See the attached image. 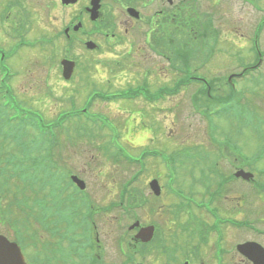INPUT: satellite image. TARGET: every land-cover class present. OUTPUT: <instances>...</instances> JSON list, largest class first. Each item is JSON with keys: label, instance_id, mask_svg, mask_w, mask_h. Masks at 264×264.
<instances>
[{"label": "rangeland", "instance_id": "1", "mask_svg": "<svg viewBox=\"0 0 264 264\" xmlns=\"http://www.w3.org/2000/svg\"><path fill=\"white\" fill-rule=\"evenodd\" d=\"M83 1L86 0H80L76 5L60 9L61 6H64L62 5L61 0H0V51H6L7 54L16 53L14 57L8 61V63L13 66L16 72H19L18 78L15 77L12 80L16 88L14 89L13 95L6 96V99L11 103L14 109H17V116L10 117L8 114H5L0 110V123L2 124V130L0 131V162L5 164H15L18 159L13 154L17 153L19 150H25L26 153L29 154L30 159V150H38V148L42 146V143L46 142V138L44 136L48 137L47 139L56 138V142L59 143V146L56 147V150H54V154H56L60 164L66 169L68 164V169L77 173L81 172L88 180L90 188L96 191V194L98 195L95 198L96 201H98L99 204H102L107 201L109 195L110 201L117 199V185L119 187L120 181L123 180V175L125 173L126 175L130 174L132 172V168L125 166L121 169L120 167L115 168L118 166L116 163L113 164L111 162L112 164H110L109 162L101 159L103 157H97L96 155H99L97 147H101L100 145L97 146V144H104V142L107 141H109V143L116 142L120 144V140L117 135H119V132L125 127L126 130L124 131V138L128 139V141H134L135 135L138 131L145 129H141L140 125H137L138 123L133 124L132 121L130 122V125L126 124V119L123 117H126L125 108L131 109L132 111L135 110V112L139 109L149 111L146 113L141 126H156V145H153L152 147L153 149H156L157 152L162 151L165 154L164 156H169L170 146L179 144L182 139H184L183 143L186 146H188L187 139H190L192 146L202 144L199 148L205 150H209L213 147L208 139L206 129L201 128V125L198 123L199 117L191 112H189V118L193 120L196 126H193L192 128L189 127V120H185L184 118L185 116H188L187 111L190 109L186 103L176 109L172 103L160 102L158 105L163 107V109L158 110H156L155 105L153 107L143 104L141 101L134 103L118 102L98 104L97 107L101 109L100 111H104L112 118H108L105 114H97L96 110H89V112L82 113L81 116H75L74 113H63L64 110L71 111L74 108L72 107V104L74 103H70V99L67 100V98L61 99L53 97L50 92L45 90L43 86V78L45 77L47 67L45 65L51 61V56L53 54L52 50L57 53L55 57L57 58L59 53L67 48L66 40L60 38L57 33L61 29L65 28L67 25L66 23H68L70 19H73V15L77 14L76 11L79 6L84 4ZM24 4L25 6H23ZM58 6H60V8ZM107 8L108 9H103V16L105 14L115 13L119 20L121 13H118L119 10L117 5L112 9L109 7ZM22 9H25L26 15H24L22 18L23 20L18 25L15 24L14 27L16 29L15 36L23 33V35L20 36L23 41H21L20 38L18 40H9L5 37L6 34L3 29V20L5 18H14L21 15L23 12ZM153 9L154 7L146 10V12H152ZM141 10L143 9L141 8ZM236 10L237 7L235 5L227 3L225 6L224 12L229 18H224L219 22L222 30V39L220 41V45L214 53V58L206 65V67L203 68V72L208 75L214 73L229 74L238 67L239 62L248 60V64L252 61L249 42L250 38H252V29L255 22L251 20L249 14L245 15V12L241 14L244 18L238 19L241 21H236L234 18H231L230 15L234 16L237 14ZM212 12L217 13L215 10ZM201 13H203V11H201ZM236 17L238 16L236 15ZM160 29L161 25L159 27V30ZM161 38L166 41L169 39V35L161 33ZM100 39L103 44L106 43V41L101 37ZM133 41L136 44L135 49H137L140 45H145L143 43L145 39L139 35V32L136 34V37H133ZM152 41L158 42L157 36L153 37ZM261 44H263L264 47V33ZM122 47H124V45ZM177 47L179 49L181 48L179 43H177ZM196 50L199 52L203 49L196 47ZM70 51H72L73 57L78 56L80 58L79 63L87 62L88 58L95 60L94 63L97 62V60H101L98 67L92 64L89 66L87 72L76 73L75 77H77L80 80V83L83 84L82 86H84L85 91H79L76 98L78 103L75 108L85 106L88 100L86 95L90 93L92 88H95L94 83H96V81L91 76V71H93L94 68L99 69L98 77L101 82L104 81L107 76V83L105 85L99 84V86L100 88L105 86L106 90L104 92L108 93H112V91H114L113 93L121 94L123 90H120L119 88H123L128 84L134 85L136 82L141 80V73L144 66H153L156 70V73L153 75L154 79H150V83L154 86L157 84L154 81L158 79V81H160L159 83L172 82L170 87H173L175 86V82H177V80L188 76V71L186 70L185 76H178L171 81L172 78L167 75L168 71L166 70V64L162 60L156 58L148 59L146 55H144L145 53H141L137 50L135 51L133 59H130L128 55H120L117 60H109L106 54H97V52L81 54V49H79L78 45H74L72 48L70 46L68 52ZM199 62L200 61H198V63ZM116 73H119V75H116ZM254 73L255 74L253 76H247L246 79L238 80L237 89H241L242 91L243 104L247 103L251 109L258 111V119L260 116L264 117V65L260 69L254 70ZM171 76L174 77V75ZM57 77H59L58 74L55 75L54 80ZM60 79L61 76L59 80ZM117 79L119 80L115 84ZM90 83L91 85L89 86ZM72 85L73 84H69V86ZM54 86L55 92L58 95V91H60L65 97H68L71 93L68 88L69 86H65L63 81H58ZM117 88L118 90H116ZM225 88L228 90V87ZM132 90L133 89H128L127 91ZM151 90H153V87H151ZM126 94L129 93L126 92ZM154 94L151 95V97H153ZM158 97L163 98L161 96V91L159 90ZM117 98L123 99L122 96H118ZM195 109L199 112L198 108ZM139 115L141 117V114L138 112L136 114L137 119L135 122L140 120V118H138ZM22 117L29 118L33 124L38 123L40 128H44V130L48 131V135H44L42 131H38L34 127H31L32 129L26 131L25 134V132L21 130L18 120ZM127 119L132 120L131 118ZM235 120L236 118L233 115L227 116L223 121L219 120V128L216 133L218 137L223 138L224 136H231L234 138L235 142L239 144L241 152H245L246 154H253L257 152L260 156H264V146L262 144V140H264V138L260 137H264V124L258 123V131L256 132L252 130L251 125L243 127L240 124H237ZM101 124H103L104 127L102 129L107 130L105 133L109 132L110 134V130L115 132L112 133V135H109V137H107V134H94L96 136H93L91 133L76 132L79 131L80 128L86 126H97ZM67 131H71L72 133L74 132V139L77 144L79 143V147H75L71 144L75 142L74 139L70 141L66 138L68 136L66 135ZM148 133L146 134L145 132L142 134L141 143L148 144L150 142V137H153V134L148 135ZM129 144L132 147H135L132 142ZM64 146L73 147V150L66 155V152L62 151ZM76 149L81 152H77ZM132 150L136 151L139 149L136 148ZM21 153L24 154V151H21ZM102 154L105 157L107 156L106 152H103ZM65 156H67V161L64 160ZM210 156L214 157L215 154L211 152ZM210 156L208 158L209 162L212 161ZM236 158H239V156L236 155ZM28 162L29 161L26 163ZM224 166H226L225 163ZM151 167L153 173L158 172V162L152 160ZM260 167H264V164H260ZM114 170L120 173V176L119 174H114ZM112 175L116 176V182L112 180ZM143 178L141 179L142 181L138 182L136 188H144L148 192L146 183L149 179L145 181ZM18 184H20L19 180H15L14 185H12V189L5 190L7 194L10 193L13 195L15 193L17 195L14 197V201L18 199V201L23 202L27 201V199L24 200L26 196L32 198L35 197L34 192L31 190L22 191L20 189L21 185L17 187ZM107 188H109L108 191L106 190ZM6 193L1 194L0 191V232L8 233L9 235L13 234L14 237H16L15 234L17 232L14 233L12 226H10L8 221H6L9 218L8 213H12L13 211L15 217L20 220L19 226L26 236L33 231L37 232V235L39 236L41 235L46 237V233L43 228L40 227V224L38 222H34L32 220L33 218L31 219V216H25L20 213L16 209V206L15 208H11V211L6 213L2 211L5 205L9 203L5 198ZM150 209L151 208L147 207V211L143 215H146ZM34 212H36V210H33V213ZM25 217H29L28 221ZM11 218L13 217H10L9 219ZM23 218H25V224L24 222H21ZM109 218L110 221H112L111 224H109V228L111 225L114 227V223H116L117 218H114L113 216H110ZM154 220L156 221L157 218ZM106 231H108V229H106ZM19 235H22L21 231ZM251 235L252 234H250V236ZM244 237H248V235L244 233ZM262 241L264 242L263 239ZM107 245L109 246V250L112 251V254L117 255V238L115 236L113 238L110 236ZM28 253L30 259L37 256L31 248H28ZM143 253L144 251L141 254ZM147 255L148 256L144 257V259H141L140 261L145 264H155V250L152 248Z\"/></svg>", "mask_w": 264, "mask_h": 264}, {"label": "flooded vegetation", "instance_id": "2", "mask_svg": "<svg viewBox=\"0 0 264 264\" xmlns=\"http://www.w3.org/2000/svg\"><path fill=\"white\" fill-rule=\"evenodd\" d=\"M120 2L118 7V13H121L120 21L115 13L103 16V12L93 20L91 13L87 12L88 9H84L80 13L82 19L72 28L79 31L94 27L96 31L103 32L104 35L102 33L101 35L106 42H114L120 34L131 47L133 37H136L138 32L139 35H144L143 27L148 22L147 17L151 18V24L158 26V13L163 11L161 7L170 6L173 17H177L186 9L189 12V45L186 47L180 45L181 48L176 49L191 53L189 54L191 59L192 54L208 52L204 37L206 30L211 26L209 21L213 16L215 25L220 27L219 22L229 18L224 12L227 3L237 7L238 17L230 15L231 18L241 21L238 19L244 18L241 14L245 12V15L249 14L251 20L255 22L253 26H256L257 30L260 26L263 27L264 32V0H120ZM152 7H154L152 12L147 13L146 10ZM199 10L203 13H198ZM214 10L217 13L211 14L210 12ZM9 26L11 27V23ZM155 26L153 28H156ZM63 31L67 33L68 27ZM84 34H89V29L85 30ZM82 40L84 43L88 41L87 37H83ZM96 43L98 45L95 48L89 49L87 46L86 48L96 50L104 46L102 41ZM74 45L76 44H72L71 47ZM196 47L203 50L198 52ZM84 51L81 48V54L85 53ZM71 52H60L61 58L54 64L61 76L71 72L69 80L73 79L77 67H81L77 60L79 57L69 55ZM67 59L76 62L74 69L73 64L67 63L65 67L62 61ZM11 66L9 64L7 68L10 69ZM82 85L74 81L68 88L80 91ZM168 160L174 162L171 168L174 173L169 175V181H166L167 176L161 160H155L158 162V180L162 190L155 208L150 205L148 208L151 209L146 215H143L147 211L145 207L126 206L124 211L121 210L124 213L118 221L119 217L115 216L116 208L110 201V195L106 202L99 204L95 199L98 195L91 188L77 191L75 198L68 197L67 190L48 191L49 194H54L45 199L50 211L49 228L46 237H43L39 244L31 246L37 254L34 264H144L140 260L148 256L147 253L152 248L155 250V264H256L242 252L244 242L258 241L254 237L246 239L243 237L242 184L240 182L230 184L229 188L225 181L228 174L223 171V173L212 171L208 161L196 147L190 149L188 157ZM151 163L150 159V167ZM239 167L241 168V165ZM153 178L156 177L150 178L148 182ZM116 179V176L112 175L114 182ZM71 185L76 187L74 183ZM128 202L133 204L137 201L129 199ZM68 207L72 208L70 221L66 219ZM110 216L117 218L114 223L116 227L111 225L109 228L112 222ZM148 227L149 235L153 232L149 241L147 232L142 231ZM110 236L117 238V255H113L107 245Z\"/></svg>", "mask_w": 264, "mask_h": 264}, {"label": "water", "instance_id": "3", "mask_svg": "<svg viewBox=\"0 0 264 264\" xmlns=\"http://www.w3.org/2000/svg\"><path fill=\"white\" fill-rule=\"evenodd\" d=\"M0 264H25L23 255L15 243L0 236Z\"/></svg>", "mask_w": 264, "mask_h": 264}, {"label": "trees", "instance_id": "4", "mask_svg": "<svg viewBox=\"0 0 264 264\" xmlns=\"http://www.w3.org/2000/svg\"><path fill=\"white\" fill-rule=\"evenodd\" d=\"M24 164L22 163V165H21V163L20 164H15L14 166H13V169H12V167L11 168H9V166H1V164H0V176L1 175H3V177H6L7 176V169L8 170H10V171H12V172H10V176L8 177V179H10V177L12 176V174H14L15 173V175L20 171V168H21V166H23Z\"/></svg>", "mask_w": 264, "mask_h": 264}, {"label": "bare ground", "instance_id": "5", "mask_svg": "<svg viewBox=\"0 0 264 264\" xmlns=\"http://www.w3.org/2000/svg\"><path fill=\"white\" fill-rule=\"evenodd\" d=\"M57 59V58H56Z\"/></svg>", "mask_w": 264, "mask_h": 264}]
</instances>
